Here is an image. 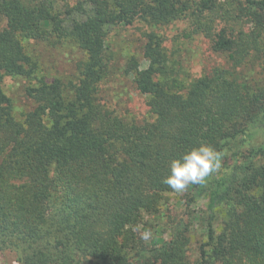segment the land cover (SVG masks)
Masks as SVG:
<instances>
[{
  "label": "trees",
  "instance_id": "16d2710c",
  "mask_svg": "<svg viewBox=\"0 0 264 264\" xmlns=\"http://www.w3.org/2000/svg\"><path fill=\"white\" fill-rule=\"evenodd\" d=\"M89 1L93 13L65 26L46 1L0 0V253L13 252L17 264H188V238L180 226L160 241L130 240L125 231L145 227L144 217L155 214L171 191L161 183L169 161L206 143L221 154L230 179L209 193L198 263L264 264V142L252 141V124L264 123V82L251 85L215 67L177 90V79L166 76L163 38L150 30L143 44L147 65L133 82L148 96L153 119L126 120L98 99L109 65L110 24L188 17L192 31L210 38L234 65L247 53L243 34L214 29L217 0ZM237 2L238 17L253 25L252 36L264 34V0ZM51 35L70 37L83 52L77 79L69 86L56 78L27 85L33 107L18 121L3 78L35 77L37 63L23 38ZM138 65L130 57L125 72ZM199 185H192L190 202ZM215 199L224 211L218 229Z\"/></svg>",
  "mask_w": 264,
  "mask_h": 264
},
{
  "label": "rangeland",
  "instance_id": "374dc122",
  "mask_svg": "<svg viewBox=\"0 0 264 264\" xmlns=\"http://www.w3.org/2000/svg\"><path fill=\"white\" fill-rule=\"evenodd\" d=\"M48 2L53 12L64 18L65 26L72 19L83 20L93 13V5L89 0H43ZM237 0H217L219 16L215 20L214 29L227 28V33L236 36L243 34L245 44V58L240 64L234 65L228 53L215 50L210 38L201 32L192 31L188 17L173 20L167 24L149 25L136 20L131 24L113 25L106 27V51L109 53V65L105 76L99 83L98 99L107 109L120 117L134 122L152 120L153 115L147 105L148 96L142 94L135 86L133 77L136 72L146 67L147 61L143 56L145 33L153 30L163 38V49L166 54V76L176 78L177 90L184 91L188 84L203 75H207L215 67L231 70V77L238 81H245L251 85H260L264 82L263 55L264 34L252 36L253 25L246 17H238ZM220 14L224 17H220ZM238 17V18H237ZM23 45L37 63L35 77L4 76L2 88L10 98L12 114L16 120L22 121L24 113L33 107V100L26 94L27 85L36 84L39 78L51 81L59 79L64 86L76 81L77 63L83 57V52L70 37L58 38L51 35L46 39L23 38ZM257 48V49H254ZM135 57L139 65L125 72L127 61ZM255 132L253 142H264V123L252 124ZM225 164H227L225 162ZM228 168L221 165L213 179L197 187L198 195L194 201L189 198L196 190L192 185L183 193L173 190L165 192L159 209L155 214L146 215L145 227H130L125 233L131 239L143 238L149 240H167L172 229L180 226L188 238L186 258L188 264L198 263V247L205 240L207 227L209 193L220 185L222 180H229ZM213 225L219 228L224 218V211L220 201L215 199ZM83 264H91L82 260ZM0 264H17L16 255L10 251L0 253Z\"/></svg>",
  "mask_w": 264,
  "mask_h": 264
},
{
  "label": "clouds",
  "instance_id": "9594fccd",
  "mask_svg": "<svg viewBox=\"0 0 264 264\" xmlns=\"http://www.w3.org/2000/svg\"><path fill=\"white\" fill-rule=\"evenodd\" d=\"M221 168V154L206 143L192 146L172 158L167 175L161 183L177 193H183L190 185H199Z\"/></svg>",
  "mask_w": 264,
  "mask_h": 264
}]
</instances>
